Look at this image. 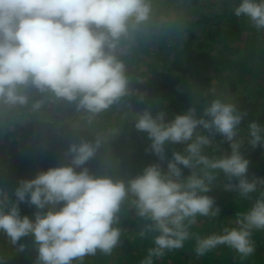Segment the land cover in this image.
Here are the masks:
<instances>
[{"label": "clouds", "instance_id": "clouds-1", "mask_svg": "<svg viewBox=\"0 0 264 264\" xmlns=\"http://www.w3.org/2000/svg\"><path fill=\"white\" fill-rule=\"evenodd\" d=\"M150 10L148 0H0V101L26 104L28 97L18 93V86L31 83L68 101L79 98V106L92 113L107 109L127 91L125 66L115 55L119 40L130 20L139 24ZM235 15L264 28V0H241ZM246 116L219 98L201 116L194 108L171 119L164 112H142L135 128L147 135L145 151L158 160L127 179L91 174L82 166L99 143L73 142L65 152L69 164L21 179L10 206L0 199V231L14 244L33 235L35 264H72L97 250L112 252L121 237L117 214L131 197L137 216L146 221L140 235L156 233L154 246L140 261L153 264L154 258L193 238L190 229L198 217L221 214L208 193L222 178L226 191L245 199L257 195L233 226L196 235L195 252L203 255L226 245L249 257L255 251L254 232L264 231V177L249 178L250 160L243 145L264 146V125L248 122L245 138L241 125ZM217 136L221 144L227 142L230 153L213 148ZM170 143L185 147L173 150L169 158ZM183 168L190 174L184 175ZM20 203L35 206L31 216L21 215Z\"/></svg>", "mask_w": 264, "mask_h": 264}, {"label": "rangeland", "instance_id": "rangeland-1", "mask_svg": "<svg viewBox=\"0 0 264 264\" xmlns=\"http://www.w3.org/2000/svg\"><path fill=\"white\" fill-rule=\"evenodd\" d=\"M204 2H206V0H201L200 9H197V6L191 5L186 2L183 3L182 0H148L151 9L148 15V19L140 22L139 24H135L134 21L131 20L129 21L128 28L131 31V36L129 38L130 41L129 39H126L124 43H118L115 51V55L117 56V58L122 61V58H124L126 54H129L131 44H134L137 47L139 40L135 39V33L141 32V36L146 38L148 46V55L138 52L136 56L139 57L138 65L140 67V73L142 72V76H139L137 81L134 80L133 82H129V77L126 74L127 86L128 84H131L133 87L137 86L136 82H138L144 85H148V89H138L137 87H135L132 92L128 94L130 96L129 99L136 96V93L141 95L140 98L146 100L152 97H161L158 95L155 96L157 87L151 85V83L149 82L152 79L156 80V82L161 81L160 85L163 90L165 88L169 89L174 94H178L177 96L179 97V93L185 86L180 82L179 77H183L185 79L187 78V81L185 82L187 84L192 83L191 91L193 93L195 91L196 93H199L201 91L203 83H201V80L194 79L193 74L195 73L193 70L197 68L195 67L196 64L199 65V68H203L201 70V74L211 75L214 73L212 67L213 63H217L216 65L224 64V61L228 60L229 56L233 57V54H230L231 50H234L237 47L244 48L246 47L247 43L251 44V42H253V40H251L253 36L256 37L260 33L264 35V28L257 29L254 26V23L247 16L235 15V9L236 7H238L241 0H235V3L229 2L227 4L225 0H208L207 4H202ZM225 9L227 11L223 13ZM200 14H205L206 16L211 17L208 22L209 25L206 21V24L209 26V28L211 27L209 31H204L203 25L200 26L192 23L193 21L197 20V16ZM214 15L219 16L217 17L218 19ZM223 15L226 16L224 17ZM234 22L236 24L243 25L244 29L241 30V33L237 36L232 35V38H227L226 35V37L223 39L220 33L224 34V30L225 32H227L226 29L231 28ZM164 23H166V26H163ZM164 28L166 29L165 31ZM218 30H220V32ZM183 40L191 41L194 46H196L199 42L206 40V45L210 50V55L208 54V57L204 55L200 56L199 52H197V48L195 47L194 49L192 48L190 50L185 49L184 51H179L180 49L182 50L185 47L182 42ZM259 42L260 44L264 43L262 39L254 43L252 47L258 48L260 45ZM192 56H194V58H191ZM161 58H165V60L170 61V64H165ZM176 58H179L180 61H174ZM237 60H240V62H244L246 60L248 62L249 59L247 58L243 61L242 58H238ZM122 62L125 66V70H128L131 67L132 61L131 63H125L124 61ZM180 65L181 67H189L190 71H192L193 74L192 72L190 74L183 72V69L180 68ZM261 70H264V67L261 68ZM165 76L167 77V79H171L172 81H174V83L168 85V81L162 79ZM246 78L250 79V76H247ZM190 79L195 81L191 82ZM210 83V88L205 89L204 87L202 91V96L204 97L209 93L212 95L210 100L208 99V104H210L212 100L219 98L223 101H230L236 106L244 105V109L242 111L247 112V116L242 121L241 125L243 137H247L248 122L254 120L260 125H264V120L262 119L264 116V112L258 111L259 109L264 108V73L261 74L260 77L254 78L253 81H248L246 85L238 84L237 90L233 93H231L232 91L230 92L229 90L220 93L222 92L223 88H227L226 81H223L221 85H218V81L216 82V80H212L210 81ZM251 86H254L255 88L261 86L263 90L257 93L255 92L251 97L247 92L248 88H250ZM20 89H22L21 85L18 86V93L25 95V93L20 91ZM184 89L186 88L184 87ZM132 93H134V96ZM125 94L121 97L124 98ZM194 95L192 96L194 100L188 99V102L191 101L193 107L195 104L201 105V103H199L200 96L197 94L196 96ZM48 101L49 102L45 101V106L43 104H40L38 108L33 107L31 111V116L33 117H31L30 120L25 119L24 117L28 115L29 112H27L26 115H23L22 112H19L18 109H16L15 112L12 113L13 116L15 115L13 117V120L18 121L23 125L18 126V128L20 129L18 133L12 132L10 129L8 130V128L7 132H11L10 136L15 135V140H17L18 138H21V136L24 137V135H26L24 133L25 128L27 124H30L32 122L34 125V129L40 131L46 137V141L43 144V146H45L44 151L51 148L49 145L50 143L56 145L61 141V144L57 147V151L60 152L57 153V157L59 158H54L52 157V155H49V157L53 159V167L63 165L64 163L68 164L67 162H69V158L65 156V152L67 151L69 145L73 143L72 138L75 137V135L78 138V134L81 133L80 129L82 128L79 126V122L83 120L85 114V118H96L98 113H92L87 109L80 107L79 98L77 100L68 101L64 98L57 97L54 93L52 94L51 99ZM3 104L7 107H11L13 105L5 102H3ZM208 104H205L204 107L201 106L203 110ZM153 106L154 105H151V108H153ZM174 109H176V105L174 106L173 104V106L171 107V111H173ZM127 110V104L124 103L123 99H118L107 108V112L115 113L114 115L118 117L117 121L119 119H121V121L123 120L122 117L124 115V112ZM144 111L146 110H143L142 112ZM150 111L155 115L156 113L162 112L163 110L161 111L151 109ZM142 112L140 110L135 111L130 118L129 123L133 124L132 129L130 130V132H133V138L129 139L130 142L127 147H124L125 149L121 150L122 152H125L129 155V158L127 157V160L131 164L130 168L138 169L139 173L142 172L144 167L150 164L149 157L151 156L145 151V149L150 144L149 139H147V141H142L143 138L140 139L141 134H139V131L135 132L136 128L135 130L133 129L135 127L137 119L139 118V115ZM164 113L166 114V119H171L174 117L173 113ZM99 114H103V112L100 111ZM258 115L260 117H258ZM0 117V123L5 124L7 115L6 113H4V109L2 108L1 104ZM97 121L98 118H96V122ZM43 122L46 125L45 129L42 128ZM97 123H99V121ZM100 123L101 125L103 124L101 120ZM108 125L109 124H107V127ZM110 128L112 127L110 126L109 129ZM114 128L115 127L113 125V129ZM117 128L119 127H116L115 130L111 129L109 131H106L107 129L105 131H97L96 129H94V137L91 136L92 132L85 130L83 135L79 138L80 141L85 139L93 145H96L98 142L99 146H105L106 144H109V141L112 138L111 136H115V138L118 137L119 131L116 132V130H118ZM198 131L203 132L204 130L198 129ZM27 136H32V134ZM90 137L91 140H89ZM138 139L140 140L137 141ZM224 144H226L227 146V150L225 152L230 153L229 145L227 144V142H224ZM35 146L33 147L32 152L30 150L29 158H26L24 157V155H26L27 152L24 151L22 147H20L19 145H11V143L7 141V138L4 137L0 140V162L6 161L5 163L7 164H9V162L21 163V172L24 175V178L31 179L39 171L47 169V167L43 169L38 166L36 167V164L33 165V163L31 162V157L34 159L37 157L40 158V156L37 155L40 152V150L37 151L38 143L35 144ZM173 147L174 145L170 143L166 146V149H172ZM243 149L245 151V155L250 160L248 176L251 177L253 174H255L256 176L264 177V172L262 171L264 168V146H257L255 149H252L249 146L248 148ZM61 152H63L62 155ZM143 152L145 153V156L147 158L143 157ZM96 154L97 153L94 152L91 159H89L86 164L82 166L87 167L91 174L97 173L96 170L99 173L101 171V168H108L109 166V163H106L104 160H102L99 164H95V158H98V154ZM130 154H132V156ZM49 157L47 156V158ZM105 157L106 156L102 155V158ZM157 160L158 158H156L155 161ZM31 166L34 167L32 168ZM96 166L100 168V171ZM79 170L80 169H77V171ZM185 170L187 171V173L185 172ZM183 173L185 175H188L190 174V170L187 168H183ZM11 175L13 176V173H9L7 175L4 184H6L7 182L8 185H10L9 179L11 178ZM122 178H129V175L126 171H124L123 174L114 179ZM4 184L1 186H4ZM17 186L18 185L12 188L4 186L5 188L3 190L2 196H0V199H4L9 206L16 199L15 189L17 188ZM215 186H213L208 193L213 197H216ZM256 195L257 194L255 193L252 194L251 200H253ZM130 200L131 197H129V200H126L122 204L121 210L117 215L119 220L118 226L121 228V233L126 232L129 234L131 240L137 241V247L134 250V253L128 254L127 252H124V250L118 243L110 254H106L104 252H101L100 250H97L94 255H86L82 260H73L72 264H140V261L146 257L148 249L154 246L153 236L156 235V233H150L152 236L150 234H147L145 236L140 235L141 231L145 228L146 221L137 216L135 209L130 203ZM19 208L21 211V215L27 214L31 216L35 211V206H29L26 203H20ZM231 209L232 208H228L229 211ZM242 212H237V214ZM237 214H229V216L226 218V226H233ZM219 218L220 215L215 218L201 217L199 219L200 221H197L196 224H194V229L200 230V237H204L212 233H219L220 229L217 224V220ZM33 239V235L30 234L28 236L22 237L17 243L14 244L3 231H0V264H35L37 253L36 246L33 243ZM253 239L255 241V251L251 256L246 258H242L235 249L229 248L226 245H220L203 255H197L195 252L196 240L193 237L185 241L182 248L166 252L162 257L154 258L153 264H230L231 262L234 264H264V231H255L253 234ZM21 245H23L24 247L23 251H20ZM8 254L12 255L7 256ZM7 257H10V259Z\"/></svg>", "mask_w": 264, "mask_h": 264}, {"label": "trees", "instance_id": "trees-1", "mask_svg": "<svg viewBox=\"0 0 264 264\" xmlns=\"http://www.w3.org/2000/svg\"><path fill=\"white\" fill-rule=\"evenodd\" d=\"M182 1H183V3L186 2V3H189L191 5H195V6H197V9H200V6H201L200 1L201 0H182ZM207 1L208 0H206V2H204L202 4H207L208 3ZM225 2H226V4L229 2L235 3V0H225ZM225 11H227V10L225 9L223 11V13ZM201 15L202 14L198 15L197 20L193 21L192 23L196 24V25H200V26L203 25L204 31L205 30L209 31L211 29V27L209 28L208 22L211 19V17L210 16L208 17L205 14H203L202 16ZM214 16L216 18L219 17L216 15H214ZM223 16L225 17L226 15H223ZM206 21H207L208 25L206 24ZM163 26H166V23H164ZM165 28H164V31L166 30ZM243 29H244L243 25L236 24L234 22V24H232L231 28L226 29L227 32H225V30H224L225 35L223 33H220V35L223 39L226 37V35H227V38H230V37L232 38V35L233 36L239 35L241 33V30H243ZM218 31L220 32V30H218ZM141 34H142L141 32L135 33V35H134L135 39L139 40L137 47L134 44H131L129 54H126V56H124V58H122V61H124L125 63H131V61H132L131 67L128 70H125V76H126V74L128 75L129 82L130 81L133 82L134 80L137 81L138 77L142 76V74H141L142 72L140 73V67L138 65L139 57H136L137 53L141 52L145 55H148V49H147L148 46H147L146 38L141 36ZM191 35H192V33H191ZM130 36H131V31L128 28L127 33L125 35L121 36L119 42L124 43L126 41V39L128 40L130 38ZM263 36L264 35H262V33H260L256 37L253 36L251 39V40H253V42H251V44L247 43L246 47H244V48L237 47L234 50H231L230 54H233V57L229 56L228 60L224 61V64L216 65L217 63L216 64L213 63L212 67H213L214 73L211 75L201 74V70L203 68H199L198 64L195 65V67H197V68H195L193 70L195 74H193V72L190 71L189 67H186V66L181 67V65H180V68L183 69V72L188 73V74H190L192 72L195 80H201L202 81L201 83H203V85H202L201 91L199 93H196V91L193 93L191 91L192 90V85H191L192 83H189L190 85L187 84L185 82V81H187V78L185 79L183 77L182 78L179 77L180 82L182 84H184L185 85L184 87L186 88V89H184V87H183L182 91L179 93V97L177 96L178 94L177 95L174 94L169 89L165 88L163 90L161 88V85H160V82H161L160 78H159L160 82H156V80L152 79L149 82L151 83V85L157 87V91H155V96L158 95L161 97H155V98L152 97V98H149L146 100V99L140 98L141 95H139L138 93L135 94L136 96H134V93H132L134 97L129 99L130 96L128 94H130L135 87H137L138 89L142 88V89L147 90L148 85H146V84L144 85L142 83L136 82L137 86L133 87L131 84H128L127 91H126L124 98L123 97L119 98V99H123L124 103L127 104V109H128L127 111L124 112V115L122 117L123 118L122 121H121V119H119L117 121L118 117H116L114 115L115 113L114 112L109 113V112H107V109L101 111V112H103V114H99V112H98L96 118H98L99 123H97L98 121L96 122L95 117L85 118L86 117V114H85L83 120H81L79 122V126L82 128V129H80L81 133L78 134V138L76 135H75V137L72 138L73 142H80L79 137L83 135L85 130L92 132L91 136L94 137V134H93L94 129H96L97 131H105L107 129L106 131H109L111 129L115 130L116 127H119V128H117L118 130H116V132L119 131L117 138H115V136L114 137L111 136L112 138L109 141V144H106L105 146H99L95 150V153L98 154V158H95L96 160L94 161V163L99 164L102 160H104L106 163H109L108 168H101V171H100V168H98L96 166L100 172L98 173V171L96 170L97 173H92V174L98 175V176L99 175H107V176H111L114 179V178L120 176L121 174H123L124 171H126L128 173L129 177L134 176V175L139 173L138 169L130 168L131 164L127 160V157L129 158V155L127 153L121 151V150L125 149L124 147H127V145L130 142L129 139L133 138V135H132L133 132H130L133 124H130L129 120L135 111L140 110L142 112L143 110L150 111L151 109L152 110L156 109V110H161V111L163 110L162 112H166L168 114L173 113L175 116L176 114L186 112L189 108H194L196 110V115L201 116V115H203V108L201 106L204 107L205 104H208V102H209L208 99L210 100V98L212 97V95L210 93L206 94L205 97L202 96L203 88L204 87H205V89L210 88V86H211L210 81L216 80V82L218 81V85H221L223 83V81H226L227 82V88L226 87L223 88L222 92H220V93H223V91H226V90H229L230 92L232 91L231 93H233L237 90L238 84H243V85L245 84L246 85L248 81H250V80L253 81L254 78L260 77V75L264 73V70H261V68L264 67V43L260 44V42H259L260 45L258 48H254V47H252V45L254 43H256L257 41H260L262 39L264 41ZM206 38H208V37H206ZM129 41H130V39H129ZM182 42H183L185 47L182 50L180 49L179 51H184L185 49L190 50L192 48L194 49V47H195V48H197V52H199L200 56L204 55V56L208 57L210 55L209 54L210 50L207 48V45H206L207 41L206 40L199 42L196 46H194L191 41L183 40ZM143 46H146V47H143ZM191 58H194V56H192ZM238 58L239 59L242 58L243 61L247 58L249 60H248V62L246 60L244 62H240V60H237ZM161 59L165 64H170V61L165 60V58L164 59L161 58ZM177 60H178V62L180 61L179 58L178 59L176 58L174 61H177ZM247 76H250V79H247L246 78ZM162 79L168 81L169 82V83L167 82L168 85L169 84L171 85L174 83V81H172L171 79L170 80L167 79L166 76ZM183 79H185V80H183ZM190 80H191V82L195 81L192 79H190ZM164 83H166V82H164ZM21 87H22V89H20V91L25 93V96L28 97V102L26 104L22 105V104L17 103V104H13V105L11 104L12 105L11 107H7L3 104L2 101H0L2 108L4 109V113H6V115H7V117H6L7 122L5 121V124L0 123V140L5 137V138H7V141L9 143H11V145H19L20 147H22L23 150L27 152L26 155H24V157H26V158H29L30 150L32 152L33 147L35 146V144L38 143L37 151L40 150V152L37 155L40 156V158L37 157L38 159L37 158L34 159L31 157L32 158V159L30 158L31 162L33 163V165L36 164V167L38 166L42 169L46 168V167L49 168V166L52 167L54 162H53V159H51V157H49V155H52V157H54V158H59V157H57L58 156L57 153L59 152V151H57L58 150L57 147H58V145L61 144V141H60V143H57L56 145H53L50 143L49 145L51 148L44 151L45 146H43V144L46 141V137L40 131H37L36 129H34V125L32 122L30 124H27V126L25 128L24 133L26 135H24V137L21 136V138H18L17 140H15L16 139L15 135L10 136L11 132H9V133L7 132L10 129L12 132L18 133L20 131L18 126L23 125L20 122L13 120V117L15 115L13 116L12 113L15 112L16 109H18L19 112H22L23 115H26V113L29 112V114L24 116V117H25V119L30 120L31 117H33V116H31V111H32L34 105L38 103L39 106H40V104H43L45 106V101L49 102L48 100H50L52 94H54L51 90H46L44 92H41L38 88H36L31 83L26 84V85H21ZM246 87H248V86H246ZM262 90H263V88H261V86H258L256 88L254 86H251L250 88H248L247 92H248V95L250 94V96L252 97L255 92L257 93V92L262 91ZM192 94L193 95L195 94L194 96H196V94L200 96V102L199 103H201V105L195 104L193 107L191 101L188 102V99L194 100V98L192 97L193 96ZM189 96H190V98H189ZM173 104H174V106L176 105V109L171 111V107L173 106ZM151 105H154L153 108H151ZM237 108L242 111L244 109V105H242V106L237 105ZM258 111L264 112V108L263 109L261 108ZM258 117H260V116L258 115ZM60 118H63V117H60ZM0 119H1V117H0ZM262 119L264 120V116ZM100 120L103 122L102 125L100 123ZM33 121H34V119H33ZM43 124H44V122H43ZM43 124H42V128L45 129L46 125L45 124L43 125ZM107 124H109L108 127H107ZM113 125L115 127L114 129H113ZM110 126L112 128L109 129ZM7 128H8V130H7ZM133 129L135 130V127ZM136 131H138V130L136 129L135 132ZM31 134H32V136H27V135H31ZM139 134H141L140 139L143 138L142 141H147L148 137L145 133H141L139 131ZM242 134H243V132L241 131V135ZM140 139H138L137 141H139ZM89 140H91V137L89 138ZM84 141H87V140L84 139ZM173 145H174V147L172 149L171 148L167 149V155L169 158L171 157L173 150L182 151L185 147V145H183V144H173ZM217 147L221 151L227 150L226 144L220 143L219 136H217V138L213 144V148H217ZM248 147H249V145L247 144V142H245V144L243 145V148H248ZM213 148L206 149V151L211 154V152L213 151ZM45 152H46V154H45ZM62 154H63V152H61V155ZM143 154H144L143 157H146L144 152H143ZM147 154L151 155L149 157L150 163L154 162L156 160V158H158L157 156H155L151 152H147ZM216 154H219V153H216ZM102 155H104L106 157L102 158ZM130 155L132 156V154H130ZM47 156L49 158H47ZM5 162L6 161L0 162V196H2L3 190L6 186L8 188H12V187L18 185V183L21 179H25L24 175L21 172V168H22L20 166L21 163L9 162V164H7ZM67 163L68 164L70 163V159H69V162H67ZM63 165H66V164L64 163ZM31 167L33 168L34 166H31ZM94 169H96V168H94ZM262 171L264 172V168ZM185 172L187 173L186 170H185ZM9 173H13V176L11 175V178L9 179L10 185H8L7 182H6V184H4L5 179ZM253 175H255V174H253ZM251 177H249V178H251ZM3 184L5 187L1 186ZM215 184H216V186H215V188H216L215 194L216 195L215 196L218 199L217 200L216 197H214V199L216 201L215 203H217V206H219L222 210L221 214H220V218L217 220V224H218L219 229H220L219 233H221L223 228L227 224L226 218L229 216V214H233V213L237 214V212H242V211L247 210L251 206V203L253 202V200L255 198H253V200L245 199V198L240 197L238 193H235L232 191H226L223 188L222 178H218L217 181L215 182ZM224 201H226V202H224ZM224 206H226V207H224ZM228 208H232V209L229 211ZM200 218L201 217H198L197 221H200L199 220ZM194 228L195 227L193 225L191 227L190 231L194 234L193 237L195 238L196 235L200 236V233H199L200 230H197ZM119 244L122 247V249L124 250V252H127L128 254L129 253L133 254L134 250L137 247V241L131 240L129 234L126 232L121 233ZM190 244H191V242H190ZM10 255H12V254H8L7 256H10ZM7 258L10 259V257H7ZM230 264H234V263L231 262Z\"/></svg>", "mask_w": 264, "mask_h": 264}]
</instances>
